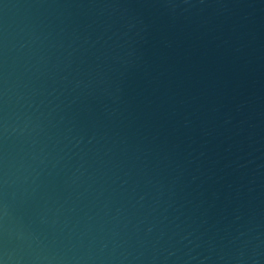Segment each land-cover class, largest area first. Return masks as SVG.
<instances>
[{
    "label": "water",
    "instance_id": "obj_1",
    "mask_svg": "<svg viewBox=\"0 0 264 264\" xmlns=\"http://www.w3.org/2000/svg\"><path fill=\"white\" fill-rule=\"evenodd\" d=\"M0 264H264V0H0Z\"/></svg>",
    "mask_w": 264,
    "mask_h": 264
}]
</instances>
